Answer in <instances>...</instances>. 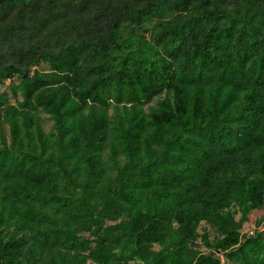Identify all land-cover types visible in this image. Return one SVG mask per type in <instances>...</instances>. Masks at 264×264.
Here are the masks:
<instances>
[{
	"label": "trees",
	"instance_id": "1",
	"mask_svg": "<svg viewBox=\"0 0 264 264\" xmlns=\"http://www.w3.org/2000/svg\"><path fill=\"white\" fill-rule=\"evenodd\" d=\"M260 209L264 0H0V264H264Z\"/></svg>",
	"mask_w": 264,
	"mask_h": 264
},
{
	"label": "rangeland",
	"instance_id": "2",
	"mask_svg": "<svg viewBox=\"0 0 264 264\" xmlns=\"http://www.w3.org/2000/svg\"><path fill=\"white\" fill-rule=\"evenodd\" d=\"M3 88V86H2ZM264 216V209L254 210L250 215V221L244 225V231L253 230L258 225V219Z\"/></svg>",
	"mask_w": 264,
	"mask_h": 264
}]
</instances>
